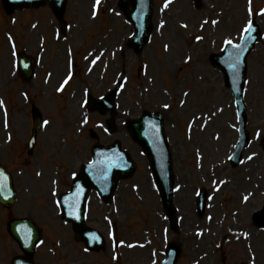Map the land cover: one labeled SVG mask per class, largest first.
Segmentation results:
<instances>
[{"label":"rangeland","instance_id":"obj_1","mask_svg":"<svg viewBox=\"0 0 264 264\" xmlns=\"http://www.w3.org/2000/svg\"><path fill=\"white\" fill-rule=\"evenodd\" d=\"M1 3L0 100L5 110L0 104V165L15 174L20 192L12 215L30 216L44 229L38 264H112L109 241L102 257L74 247L72 228L62 223L54 206L69 189L71 175L91 160L96 142L109 146L122 141L138 170L132 180L120 183L110 207L96 195L91 198L87 224L106 234L110 221L125 241L150 244L144 251L121 250V264H154L153 251L165 250L161 230L169 225L160 197L147 159L125 132V123L143 111L161 112L166 119L176 185L181 187L175 199L180 228L178 233L169 231V238L185 247L181 264H264V228L257 229L252 222V215L264 208V0H154L153 35L141 54L128 47L134 30L119 0H100L98 8L96 0H67L61 21L48 7L17 10L10 20L2 19ZM252 20L262 38L247 60L245 103L251 145L243 164L233 169L229 157L238 140L237 109L224 86L223 72L210 61L222 54L226 41L239 43ZM56 30L59 40L54 39ZM12 44L37 57L35 78L21 87L7 85L17 73ZM69 61L71 73L77 75L58 95L55 90L69 73ZM119 85L123 91L116 101L117 131L110 135L102 130L110 116L88 113L80 104L86 92L98 98ZM22 92L33 96L26 101ZM35 103L48 123L29 161L24 147ZM90 129L98 140L90 138ZM202 189L209 193V201L205 215L199 217L195 198ZM19 254L8 235L1 238L0 264H10Z\"/></svg>","mask_w":264,"mask_h":264},{"label":"water","instance_id":"obj_2","mask_svg":"<svg viewBox=\"0 0 264 264\" xmlns=\"http://www.w3.org/2000/svg\"><path fill=\"white\" fill-rule=\"evenodd\" d=\"M4 6L8 12H11L17 7H26L30 4L34 6H41L47 1H50L51 5L58 11L59 14L62 13L64 8L65 0H3ZM129 6L133 7L131 12H128V18L133 22L136 30V34L131 41L132 46L140 50L144 46L150 37L151 24L150 16L152 13V0H122L121 7L127 12ZM253 44H250L251 46ZM248 46V48H249ZM246 52L241 50L239 53L232 49H228L222 58L216 59L218 63L224 70L226 76L227 85L233 88L236 99L241 104L242 102V88L239 86L240 81H243L246 71L245 58ZM22 73H32V60L21 58L20 59ZM109 107L113 106V97H111L107 102ZM94 103H92V107ZM94 108H97L95 106ZM243 111V107L241 108ZM244 114V111L241 113ZM246 123V118L242 117V137L241 142L237 148L236 154L233 160V166H236L241 161V153L243 148L248 144V135L244 131ZM163 123L159 116L145 115L138 122H131L129 128L131 129L134 140H136L142 147L143 150L149 156L152 167L157 178L162 193L163 201L168 211L171 222L174 225L175 215L172 207V186H173V174L171 168L170 159L168 160L169 152L167 154L165 147V137L163 134ZM163 135V136H162ZM99 146L94 148V162L83 169L82 175L80 177L79 185L89 188L92 185L101 193L105 194L108 199L110 194L113 192L116 182L120 178H126L132 175L134 166L130 159L125 161L119 156L116 149L102 150ZM91 181V183L89 182ZM204 196V195H203ZM110 198V197H109ZM205 198V197H204ZM204 198H202L201 209H203ZM68 202V207L64 206L65 217L73 220L74 229L81 235H87L86 228L83 224V202L81 197L76 194L71 195L64 199ZM11 204V201L8 202ZM64 205V204H63ZM261 216V214H259ZM77 218V219H75ZM259 223V222H258ZM264 217L260 219V225H263ZM13 233L16 234V229H11ZM17 237L20 235L16 234ZM37 238L32 245V248L28 252L29 257H32L34 246H36L40 237L38 234L35 235ZM20 237V241H21ZM172 258V253H169ZM179 253H176V257L172 258L166 264H176ZM16 264H31L30 260L23 263L16 262Z\"/></svg>","mask_w":264,"mask_h":264},{"label":"snow or ice","instance_id":"obj_3","mask_svg":"<svg viewBox=\"0 0 264 264\" xmlns=\"http://www.w3.org/2000/svg\"><path fill=\"white\" fill-rule=\"evenodd\" d=\"M96 3H97V5H98V4L100 3V0H96ZM165 7H167V4L165 5ZM250 11H251V10H250ZM262 14H264V13H262ZM213 23H215V21H214ZM251 28H252V24H251V22H249L248 25H247V27L244 29V32H245V33L249 32V31L251 30ZM226 43H227V44H232V41L229 40V41H226ZM237 47H239V46H237ZM65 83H67V81H65ZM61 90H62V89H61ZM0 103H2V102H0ZM165 107H168V106L165 105ZM44 123L47 124L48 122L45 121ZM249 159H251V157H249ZM0 176H2V174H0ZM4 179L6 180V177H5ZM246 199H247V198H246ZM26 239H27V238H26Z\"/></svg>","mask_w":264,"mask_h":264},{"label":"bare ground","instance_id":"obj_4","mask_svg":"<svg viewBox=\"0 0 264 264\" xmlns=\"http://www.w3.org/2000/svg\"><path fill=\"white\" fill-rule=\"evenodd\" d=\"M245 50H246V48L243 51H245Z\"/></svg>","mask_w":264,"mask_h":264}]
</instances>
